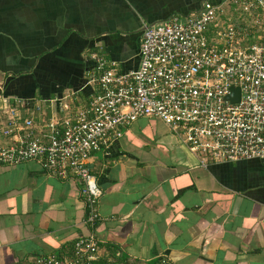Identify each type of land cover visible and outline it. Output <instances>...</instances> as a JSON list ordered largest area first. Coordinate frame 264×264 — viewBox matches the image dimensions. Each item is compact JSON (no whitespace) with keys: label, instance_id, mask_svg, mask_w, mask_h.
<instances>
[{"label":"crops","instance_id":"obj_1","mask_svg":"<svg viewBox=\"0 0 264 264\" xmlns=\"http://www.w3.org/2000/svg\"><path fill=\"white\" fill-rule=\"evenodd\" d=\"M205 1L0 0V148L18 139L4 133L13 116L32 119L42 136L53 118L88 106L98 92L94 54L120 72L135 70L146 27L186 17ZM157 121L139 119L92 155L102 191L92 229L81 181L48 174L41 160L0 166V264L71 256L91 233L98 264H264L262 161L203 168Z\"/></svg>","mask_w":264,"mask_h":264},{"label":"built area","instance_id":"obj_2","mask_svg":"<svg viewBox=\"0 0 264 264\" xmlns=\"http://www.w3.org/2000/svg\"><path fill=\"white\" fill-rule=\"evenodd\" d=\"M139 57L137 69L120 72L94 54L90 80L98 92L88 106L74 117L53 118L42 136L32 119L16 116L4 132L16 131L18 139L0 148V166L41 160L48 174L81 181L91 229L100 220L102 197L91 157L141 118L165 124L203 168L253 160L264 167V0H207L186 17L146 27ZM232 87L241 90L237 104L227 100ZM98 261L99 240L91 233L75 241L71 256L48 254L23 264Z\"/></svg>","mask_w":264,"mask_h":264},{"label":"water","instance_id":"obj_3","mask_svg":"<svg viewBox=\"0 0 264 264\" xmlns=\"http://www.w3.org/2000/svg\"><path fill=\"white\" fill-rule=\"evenodd\" d=\"M241 99V90L240 88L232 87L231 94L227 97L232 104H237L240 102Z\"/></svg>","mask_w":264,"mask_h":264},{"label":"trees","instance_id":"obj_4","mask_svg":"<svg viewBox=\"0 0 264 264\" xmlns=\"http://www.w3.org/2000/svg\"><path fill=\"white\" fill-rule=\"evenodd\" d=\"M160 262H155L153 264H159ZM98 264V263H97ZM100 264H105V263H100ZM116 264H124V261L122 260V258L118 259Z\"/></svg>","mask_w":264,"mask_h":264},{"label":"rangeland","instance_id":"obj_5","mask_svg":"<svg viewBox=\"0 0 264 264\" xmlns=\"http://www.w3.org/2000/svg\"><path fill=\"white\" fill-rule=\"evenodd\" d=\"M157 122H158V125H157L158 127H162V128L164 127V125L162 123H160L159 121H157Z\"/></svg>","mask_w":264,"mask_h":264}]
</instances>
